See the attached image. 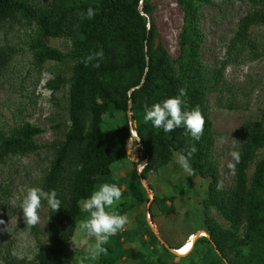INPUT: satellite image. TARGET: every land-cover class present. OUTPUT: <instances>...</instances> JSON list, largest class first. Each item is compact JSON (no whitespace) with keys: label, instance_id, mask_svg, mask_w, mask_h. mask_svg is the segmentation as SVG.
Segmentation results:
<instances>
[{"label":"trees","instance_id":"obj_1","mask_svg":"<svg viewBox=\"0 0 264 264\" xmlns=\"http://www.w3.org/2000/svg\"><path fill=\"white\" fill-rule=\"evenodd\" d=\"M214 1L176 0L182 10V24L178 55L172 59L153 20L155 5L151 0H0V28L13 21L35 28L29 48L37 65L49 60L72 63L68 77L48 84L51 88L64 81L68 84L67 124L62 138L50 144L52 158L39 180V188L45 192L56 191L61 208L53 212L42 199L41 203L47 205V241H38L34 262L78 264L73 236L86 217L82 203L101 183L113 184L112 165L127 157V142L135 131L146 163L140 172L133 168L129 179L124 180V195L132 206L149 201L141 180L148 183L149 176L160 170L169 174L180 154L187 156L192 146L196 148L188 157L194 174L185 176L180 172L175 179H168L182 193L185 186L194 191L195 207L208 234L200 238L207 244L202 255L184 257L181 264H264V156L260 155L264 149V107L256 119L246 120L236 130L235 150L241 158L232 185L225 189L219 185L218 166L212 155V121L207 108L209 95L223 90V71L230 56L239 55L246 47L253 48L250 28L264 25V0H239L252 3L254 10L241 19L229 40L227 57L218 67L208 66L201 59L202 8ZM89 7L96 10L94 17L82 19L81 14L86 15ZM47 37L69 39V49L49 45ZM101 49L104 55L99 67H93L96 61L85 66V57ZM14 51L10 45L0 44V73ZM181 88L186 91L182 109L199 107L205 120L198 141L183 126L166 133L143 119L146 105L177 96ZM227 107L234 105L229 103ZM42 131L29 121L9 131L0 127V164L11 156L35 152V138ZM78 165L83 166L79 171ZM193 180L207 182L200 198ZM150 189L151 209L155 207L165 216L177 213L174 194L163 192L159 186ZM2 205L0 202V214ZM212 209L227 226L211 215ZM147 233L152 250L136 251L124 246L123 234L117 232L102 245L107 253L100 255L97 264H119L123 257L136 260L134 264H172L169 258L175 256L169 248L184 253L193 247L194 242L189 246L188 242L194 232L183 243L160 248L149 228ZM0 264L27 262L9 250L3 251L0 244Z\"/></svg>","mask_w":264,"mask_h":264},{"label":"rangeland","instance_id":"obj_2","mask_svg":"<svg viewBox=\"0 0 264 264\" xmlns=\"http://www.w3.org/2000/svg\"><path fill=\"white\" fill-rule=\"evenodd\" d=\"M151 2L155 5L153 20L161 33L164 45L174 59L178 55L177 40L182 24V10L176 0ZM253 10L252 3L239 0H215L213 4L203 6L200 25L204 34L201 47V59L204 64L217 67L221 65L227 57L229 40L241 19ZM34 33V27L17 21L6 22L0 28V44L10 45L15 50L9 63L0 73V127L9 131L24 121H29L43 130L35 138L38 144L35 152L11 156L0 164V202L3 204L0 220L4 221V224H0V244L3 251L9 250L17 258H24L27 264H38L33 261L38 251L37 243L47 241V205L41 203L38 210L40 221L36 225L37 229H33L24 224L20 203L27 188H39L40 177L52 158L50 144L63 136L68 119V84L64 81L54 88L48 84L54 79L68 77L72 65L69 61L59 63L51 60L44 62L42 66L37 65L29 48V41ZM250 38L253 48L246 47L239 55L230 56L231 59L223 71V90L221 94H210L207 102L208 115L212 121V155L218 166L219 185L223 189L233 183V171L228 169L227 164L232 161L230 151L237 147V141L233 140H236V130L246 120L256 119L259 109L264 107V25L251 26ZM46 41L63 51H67L70 46L69 39L47 37ZM229 103L234 107H227ZM57 124H60L58 128L55 126ZM133 141L134 137H131L127 142V157L112 165L113 184L121 189L122 197L112 209H106L128 218L124 229L118 231L123 234L124 246L133 247L136 251L152 250V245L148 243L147 228L156 236L155 245L158 248L161 245L168 247L183 243L190 233L194 232L193 239L188 243L189 246L194 242L192 249L177 254L174 252L176 248H169L175 256L169 260L172 264H181L184 257L198 258L207 246L200 238L208 234L195 207L194 191L191 188L188 190L184 185L186 191L182 193L180 188L168 182V179H175L180 172L187 176L178 160L170 167L169 174L168 171L162 170L151 174L149 185L147 181L141 180L149 201L132 206L130 198L124 195V180L129 179L133 168L140 172L146 163L139 140ZM260 155L264 156V149ZM192 183L198 188L197 195L200 198L207 182L193 180ZM149 186H159L163 192L174 194L177 213L165 216L155 207L151 209L153 192ZM87 215L86 213V217ZM211 215L223 226L228 225L215 210H211ZM73 240L79 259L86 256L88 247L95 243L94 237L82 232L78 226ZM135 261L123 257L119 264H134ZM85 264H97V260H85Z\"/></svg>","mask_w":264,"mask_h":264},{"label":"clouds","instance_id":"obj_3","mask_svg":"<svg viewBox=\"0 0 264 264\" xmlns=\"http://www.w3.org/2000/svg\"><path fill=\"white\" fill-rule=\"evenodd\" d=\"M95 9L89 7L86 15L81 14L82 19H92L95 15ZM103 50L93 52L85 57L84 64L87 66L89 63L96 61L93 67H99V61L103 59ZM186 95L185 89L181 88L179 95L171 96L164 99L160 103H154L150 107L145 106L144 121L151 122L157 129H163L164 132H172L175 128L183 126L187 129V133L198 141L203 135L205 120L199 109L196 107L192 110H183L182 104L184 101L182 97ZM140 136L138 133L134 134V141H138ZM234 141H237L233 139ZM223 143V141H221ZM235 149V144L233 145ZM196 152L195 146H192L187 151V156L180 154L178 156V163L184 169L188 176L194 174V170L189 163L188 157H191ZM229 155L232 158L227 164L231 171H235L236 164L240 161V152L237 150L230 151ZM82 165H78L76 170L82 169ZM122 192L116 184L101 183L96 190H94L88 198L82 203V211L88 215L82 219L78 225L79 229L90 237H94L95 243L90 245L87 249V254L79 259L78 264H85V260H97L101 254H106L107 249L102 245L107 243L109 237L117 234L118 231L124 229L128 223V218L121 215L116 211H107L112 209L113 206L121 200ZM47 201L49 208L56 212L61 207V201L57 199L55 190L45 192L38 187H29L20 203L24 224L29 227L35 226L40 221L38 210L41 208V201ZM0 224H4L0 220Z\"/></svg>","mask_w":264,"mask_h":264},{"label":"built area","instance_id":"obj_4","mask_svg":"<svg viewBox=\"0 0 264 264\" xmlns=\"http://www.w3.org/2000/svg\"><path fill=\"white\" fill-rule=\"evenodd\" d=\"M134 134H136V132L135 131H132V137H134Z\"/></svg>","mask_w":264,"mask_h":264},{"label":"bare ground","instance_id":"obj_5","mask_svg":"<svg viewBox=\"0 0 264 264\" xmlns=\"http://www.w3.org/2000/svg\"><path fill=\"white\" fill-rule=\"evenodd\" d=\"M189 243V242H188ZM175 252L177 253V254H181V253H179L178 251H177V249L175 250Z\"/></svg>","mask_w":264,"mask_h":264},{"label":"crops","instance_id":"obj_6","mask_svg":"<svg viewBox=\"0 0 264 264\" xmlns=\"http://www.w3.org/2000/svg\"><path fill=\"white\" fill-rule=\"evenodd\" d=\"M190 234H193V233H190Z\"/></svg>","mask_w":264,"mask_h":264},{"label":"water","instance_id":"obj_7","mask_svg":"<svg viewBox=\"0 0 264 264\" xmlns=\"http://www.w3.org/2000/svg\"><path fill=\"white\" fill-rule=\"evenodd\" d=\"M175 252V251H174ZM176 253V252H175Z\"/></svg>","mask_w":264,"mask_h":264}]
</instances>
